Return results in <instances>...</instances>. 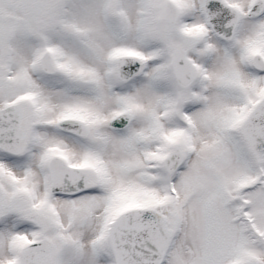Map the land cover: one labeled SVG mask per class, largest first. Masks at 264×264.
<instances>
[{"label": "snow or ice", "instance_id": "1", "mask_svg": "<svg viewBox=\"0 0 264 264\" xmlns=\"http://www.w3.org/2000/svg\"><path fill=\"white\" fill-rule=\"evenodd\" d=\"M0 264H264V0H0Z\"/></svg>", "mask_w": 264, "mask_h": 264}]
</instances>
